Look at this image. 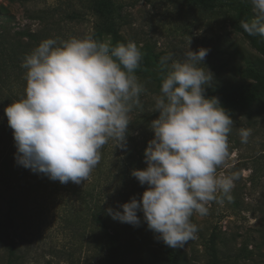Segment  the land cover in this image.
I'll use <instances>...</instances> for the list:
<instances>
[{
    "label": "rangeland",
    "instance_id": "rangeland-1",
    "mask_svg": "<svg viewBox=\"0 0 264 264\" xmlns=\"http://www.w3.org/2000/svg\"><path fill=\"white\" fill-rule=\"evenodd\" d=\"M96 1L0 0V39L12 44L6 50L9 60L3 62L0 57V111L26 95L27 70L21 64L37 46H26L24 33L41 35V42L93 34L100 21L94 10ZM107 1L114 11L111 21L119 25L124 38L138 47L142 45V51L150 49L161 57L172 53L173 59L179 60L190 37V50L210 49L203 64L214 74L207 86L213 91L249 83L240 75L245 59H263L234 29L235 10L229 4L201 10L187 0ZM136 75L146 81L150 77V73ZM139 82L144 91L140 94L141 106L130 113L129 148H115L110 140L90 175L100 176L99 183L93 182L97 186L95 202L87 194L93 180L61 184L17 164L13 130L7 117L0 116V264H106L105 234L93 221V213L108 208L122 212L119 205L132 197L139 201L147 188L135 177L133 183L123 176L115 185L112 183L115 163L123 158L114 155L132 151L141 168L147 167L140 156L154 138L150 123L159 116L154 112V98L160 94L155 87ZM248 109L249 114L241 112L233 119L228 137L230 156L227 166L218 169L238 174L235 187L222 203L210 202L206 216L193 214L192 222L198 227L195 238L184 248L170 247L178 264H209L207 245L214 232L219 236L220 264H264V96ZM241 128L252 129L247 143H241ZM137 215L139 226L115 220L121 225L119 264H168V256L162 253L164 242L148 229L143 213Z\"/></svg>",
    "mask_w": 264,
    "mask_h": 264
},
{
    "label": "clouds",
    "instance_id": "clouds-1",
    "mask_svg": "<svg viewBox=\"0 0 264 264\" xmlns=\"http://www.w3.org/2000/svg\"><path fill=\"white\" fill-rule=\"evenodd\" d=\"M253 18L240 26L250 36H264V0H250ZM182 59L169 53L161 64L170 70L156 96L151 121L154 138L144 151L147 165L131 175L147 185L140 200L132 197L107 209L113 220L148 229L167 246L184 248L198 231L193 214H208L210 202H223L235 187L236 173L218 171L230 156L229 134L235 124L217 97L207 98L214 74L203 61L210 49L190 50ZM142 45L93 34L68 40L46 39L25 56V97L4 109L17 153V164L51 181L77 185L89 179L102 148L114 141L127 150L130 113L141 106L144 91L136 75ZM251 128L239 129L247 143ZM219 194V195H218Z\"/></svg>",
    "mask_w": 264,
    "mask_h": 264
},
{
    "label": "trees",
    "instance_id": "trees-1",
    "mask_svg": "<svg viewBox=\"0 0 264 264\" xmlns=\"http://www.w3.org/2000/svg\"><path fill=\"white\" fill-rule=\"evenodd\" d=\"M31 1V0H25ZM190 5L201 9V10H211L219 5L229 4L231 8L235 10L234 17V29L243 35V37L250 43V45L255 49L263 59L248 57L245 59V67L240 71V75L249 81V83L243 84L239 87L231 88L228 90H217L213 91L206 87L205 95L207 98L217 97L221 105L230 112L232 119L238 113L245 112L249 114V106L258 100L260 97L264 96V36L256 35L250 36L240 26L241 20H250L253 18L252 5L250 0H187ZM112 4L107 0H98L94 5V10L100 17V21L95 25V31L93 33L94 38L100 41H105L108 38L111 39V44L115 46L118 42L127 43L131 41L130 39L124 38L121 35V28L115 21H111V16L114 14L111 8ZM41 35L26 32L24 37L28 38L25 43L26 46L33 48V46H38L41 42L39 39ZM4 37V36H3ZM5 38V37H4ZM9 46L12 44L5 39H0V57L3 62L8 59L7 51ZM12 50V48H10ZM142 51V50H141ZM143 59L140 62V67L136 70L137 72L150 73L148 81L139 79L155 87L158 94H161V84L163 78L166 76L167 72L170 70L169 66L161 64V56L153 54L150 49L142 51ZM9 60V59H8ZM142 77V76H141ZM0 116L5 115L4 109L0 111ZM128 138V137H127ZM115 144V142H114ZM113 146V145H112ZM127 144V148H129ZM116 148V144H115ZM130 150V149H129ZM115 158L118 156L123 157L121 160L116 161V171L113 174V185L119 181L120 177H124L126 181L134 182V177L131 175L133 169H141L137 156L132 151H127L124 155H114ZM140 159H144V154L141 153ZM121 175V176H120ZM102 177V176H101ZM94 178V179H93ZM91 189L88 190L87 194L92 202L97 199V186L93 182H100V176L89 177ZM108 181V179H107ZM111 184V181H108ZM93 221L99 224L100 229L105 234V241L108 249L106 264H119L118 258L121 252L122 245L120 243V223L108 215L107 211L93 213ZM218 240L219 236L217 233H213L207 245V251L210 257L209 264H220L219 250H218ZM162 253L166 254L169 258L168 264H178V258L175 255L173 249H171L166 244L163 245ZM15 255V250L13 245L10 247V256ZM9 264H12L10 261Z\"/></svg>",
    "mask_w": 264,
    "mask_h": 264
}]
</instances>
